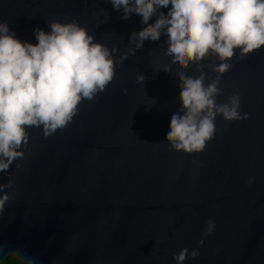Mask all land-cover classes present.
<instances>
[{
  "label": "water",
  "instance_id": "95a60500",
  "mask_svg": "<svg viewBox=\"0 0 264 264\" xmlns=\"http://www.w3.org/2000/svg\"><path fill=\"white\" fill-rule=\"evenodd\" d=\"M122 16L111 0H0V21L22 41L38 43L35 30L50 32L53 21H78L95 42L119 49L106 91L82 101L49 137L42 126L28 128L23 158L0 173V184H13L0 212V264L8 256L25 264H176L183 248L200 252L184 264H264V47L243 60L236 50L216 97L227 103L240 92L249 118L218 115L204 151L178 152L167 140L181 107L177 72H203L207 85L219 58L172 64L164 35L133 53L129 37L146 25ZM210 219L216 231L205 237Z\"/></svg>",
  "mask_w": 264,
  "mask_h": 264
},
{
  "label": "clouds",
  "instance_id": "9594fccd",
  "mask_svg": "<svg viewBox=\"0 0 264 264\" xmlns=\"http://www.w3.org/2000/svg\"><path fill=\"white\" fill-rule=\"evenodd\" d=\"M113 8L123 10L122 19L133 14L142 17L146 25L129 37L136 49L146 40L158 41L167 37L164 55L171 63L187 68L191 62L199 64L210 54L219 58L214 65L217 77L205 85L206 74L187 75L177 72L180 84L179 111L171 116L167 140L172 150L188 154L205 150L216 132V118L227 121L245 120L241 115V93L234 92L227 103L218 104L216 97L222 94L223 74L237 55L243 60L249 54L264 47V0H111ZM169 5L171 6L169 8ZM162 8H169L167 13ZM156 15L154 23H149ZM50 32L37 28L38 43L22 41L11 31L7 21H0V173L25 152L29 144L28 128H43L45 137L66 127L79 112L84 100L92 101L106 91L116 75L117 60L114 53L95 42L86 27L78 21H53ZM128 53L119 57V63ZM169 72V65L162 69ZM146 77L138 74L142 83ZM127 93V89L124 90ZM163 143V142H161ZM249 184L255 183L250 177ZM13 187L11 179L0 184V212L11 199L6 191ZM216 221L210 219L204 226V236L216 231ZM203 246L204 239L199 242ZM199 248L189 251L183 248L173 254L176 264H184L189 258H198Z\"/></svg>",
  "mask_w": 264,
  "mask_h": 264
},
{
  "label": "trees",
  "instance_id": "16d2710c",
  "mask_svg": "<svg viewBox=\"0 0 264 264\" xmlns=\"http://www.w3.org/2000/svg\"><path fill=\"white\" fill-rule=\"evenodd\" d=\"M1 264H25L15 256H8Z\"/></svg>",
  "mask_w": 264,
  "mask_h": 264
}]
</instances>
